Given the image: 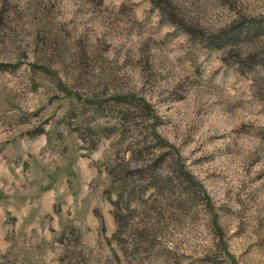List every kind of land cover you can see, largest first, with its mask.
Listing matches in <instances>:
<instances>
[{"label": "rangeland", "instance_id": "1", "mask_svg": "<svg viewBox=\"0 0 264 264\" xmlns=\"http://www.w3.org/2000/svg\"><path fill=\"white\" fill-rule=\"evenodd\" d=\"M0 264H264V0H0Z\"/></svg>", "mask_w": 264, "mask_h": 264}, {"label": "trees", "instance_id": "2", "mask_svg": "<svg viewBox=\"0 0 264 264\" xmlns=\"http://www.w3.org/2000/svg\"><path fill=\"white\" fill-rule=\"evenodd\" d=\"M126 100H132L129 98H125ZM92 104H94L93 102H91ZM138 105L140 106V103L137 102ZM135 152L132 153V156H137L139 154H134ZM159 156H156L154 158H152L149 162H147L146 164H143L142 168L144 170L138 169L135 172L137 175H139L140 177H149L151 180V187L156 188L159 191L160 185H157L159 183L157 176L155 175V171H156V167H157V162L159 160ZM117 163H115L114 161L110 160L108 162H110V164L107 166L106 168V173L108 176V184H107V191L108 192H114L116 195V200L111 201V206H112V216H113V220L115 222V229L113 231V233L110 236L109 240H113L115 242L119 241L122 235V230L125 226V222L127 220V213H130V211L128 210V206H127V197H129V193L131 192V190L129 191L128 186H126V184L123 183V181H125V179H129V177H131V173L128 170V163L127 161H124L123 159L120 160H116ZM175 166L177 167V174L178 176H176V179H172V178H164L162 179V185H171L170 188L173 187L172 185V181H176L177 184H175L176 186H181L182 183L186 184H190L193 182L191 181V178L189 175H187L185 172H182L179 168H178V162L177 160L174 161ZM134 171V170H133ZM116 172V173H115ZM120 176V177H119ZM119 177V178H118ZM120 180H123L122 183L118 184ZM118 183H117V182ZM117 185V186H115ZM113 186H115V188H113ZM204 198H206L204 196ZM125 202V203H124ZM134 233V231H133ZM135 236H140L142 234V230L137 231L134 233Z\"/></svg>", "mask_w": 264, "mask_h": 264}, {"label": "crops", "instance_id": "3", "mask_svg": "<svg viewBox=\"0 0 264 264\" xmlns=\"http://www.w3.org/2000/svg\"><path fill=\"white\" fill-rule=\"evenodd\" d=\"M51 192L53 191V189H51L50 190ZM110 204V203H109ZM19 210L21 211V209H20V207H19ZM111 210H112V208H111ZM111 210H110V214H112L111 213ZM30 214L28 213L27 215L24 213L22 216L23 217H25V218H27L28 216H29ZM97 221L98 222H96V226H97V229H96V233L95 234H100V233H102L103 231L106 233V228H105V226L103 225V223H102V221H101V219H100V217L98 216L97 217ZM105 229V230H104ZM114 229H115V226H114V228H113V230L111 229L110 230V232H109V235L111 236V234L113 233V231H114Z\"/></svg>", "mask_w": 264, "mask_h": 264}]
</instances>
